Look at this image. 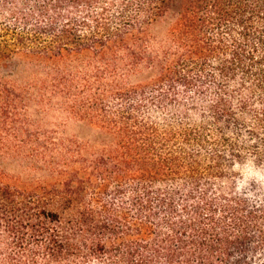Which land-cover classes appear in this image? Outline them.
<instances>
[{
  "label": "trees",
  "instance_id": "16d2710c",
  "mask_svg": "<svg viewBox=\"0 0 264 264\" xmlns=\"http://www.w3.org/2000/svg\"><path fill=\"white\" fill-rule=\"evenodd\" d=\"M0 127V264H264V0H0Z\"/></svg>",
  "mask_w": 264,
  "mask_h": 264
},
{
  "label": "rangeland",
  "instance_id": "374dc122",
  "mask_svg": "<svg viewBox=\"0 0 264 264\" xmlns=\"http://www.w3.org/2000/svg\"><path fill=\"white\" fill-rule=\"evenodd\" d=\"M44 108V112H41L39 109ZM28 119L26 126L19 131V134L26 137L27 130L31 129L34 133L37 129H43L47 131H52L58 129L60 125V130L63 135L68 137L76 136L78 138H92L99 131L98 128L89 125L86 122L78 121L75 119H67L66 115L61 113L60 111H56L55 109H51L50 107H42L37 105L36 103L28 106ZM2 127H0L1 129ZM0 132H2L0 130ZM16 132H12V134H8L9 139H13V134ZM21 136V137H22ZM15 140V139H14ZM17 141H14L13 144ZM0 165H4L6 170L15 175H20L24 178L40 176L38 173L34 171H30L27 167V163L22 160H9V159H1ZM236 169L240 170L242 178L238 183L240 188H247L254 190L257 194H264V169L263 167H256L250 162H245L236 166ZM236 181V180H235ZM238 181V180H237Z\"/></svg>",
  "mask_w": 264,
  "mask_h": 264
}]
</instances>
